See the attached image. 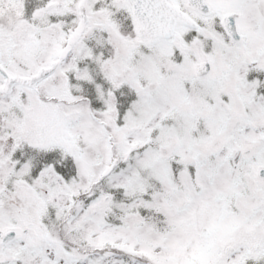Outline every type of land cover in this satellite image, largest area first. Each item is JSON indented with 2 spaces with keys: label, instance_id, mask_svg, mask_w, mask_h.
<instances>
[{
  "label": "snow or ice",
  "instance_id": "1",
  "mask_svg": "<svg viewBox=\"0 0 264 264\" xmlns=\"http://www.w3.org/2000/svg\"><path fill=\"white\" fill-rule=\"evenodd\" d=\"M0 264H264V0H0Z\"/></svg>",
  "mask_w": 264,
  "mask_h": 264
}]
</instances>
